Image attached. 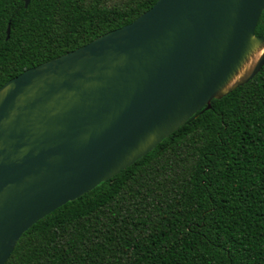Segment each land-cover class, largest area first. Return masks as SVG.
Wrapping results in <instances>:
<instances>
[{
    "label": "water",
    "instance_id": "water-1",
    "mask_svg": "<svg viewBox=\"0 0 264 264\" xmlns=\"http://www.w3.org/2000/svg\"><path fill=\"white\" fill-rule=\"evenodd\" d=\"M263 9L264 0H156L1 85L0 264L36 221L250 80L264 64V33L254 34Z\"/></svg>",
    "mask_w": 264,
    "mask_h": 264
},
{
    "label": "trees",
    "instance_id": "trees-1",
    "mask_svg": "<svg viewBox=\"0 0 264 264\" xmlns=\"http://www.w3.org/2000/svg\"><path fill=\"white\" fill-rule=\"evenodd\" d=\"M155 1L0 0V86ZM263 33L264 9L254 28ZM4 264H264V64L150 152L36 221Z\"/></svg>",
    "mask_w": 264,
    "mask_h": 264
}]
</instances>
